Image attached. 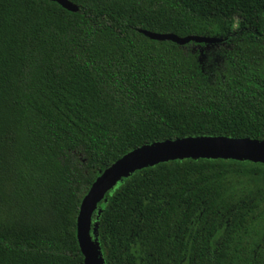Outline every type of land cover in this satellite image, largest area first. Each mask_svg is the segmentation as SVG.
Returning <instances> with one entry per match:
<instances>
[{"label":"trees","instance_id":"obj_1","mask_svg":"<svg viewBox=\"0 0 264 264\" xmlns=\"http://www.w3.org/2000/svg\"><path fill=\"white\" fill-rule=\"evenodd\" d=\"M69 1L78 12L0 0V161L11 134L17 208L58 228L0 231V264H84L82 201L130 152L186 138L264 142V0ZM142 30L228 43L224 74L207 82L192 43ZM90 236L101 264H264V164L138 169L97 204Z\"/></svg>","mask_w":264,"mask_h":264},{"label":"water","instance_id":"obj_2","mask_svg":"<svg viewBox=\"0 0 264 264\" xmlns=\"http://www.w3.org/2000/svg\"><path fill=\"white\" fill-rule=\"evenodd\" d=\"M69 12L79 8L69 0H48ZM154 41H170L179 46L190 43L217 44L221 40L198 36L180 38L174 34H156L140 31ZM184 159H232L264 164V142L228 138H186L171 140L128 153L109 167L92 185L84 197L78 219L77 240L84 256V264H101L98 250L90 236V224L97 204L117 182L133 173L157 163Z\"/></svg>","mask_w":264,"mask_h":264},{"label":"rangeland","instance_id":"obj_3","mask_svg":"<svg viewBox=\"0 0 264 264\" xmlns=\"http://www.w3.org/2000/svg\"><path fill=\"white\" fill-rule=\"evenodd\" d=\"M191 51L199 60L200 68L207 82L212 83L217 75H223L227 67V56L232 47L226 42L217 44L192 43ZM264 69V60L261 64ZM3 162L0 161L2 173L0 176V231L1 232H44L55 229L53 222L48 217L41 220L30 218L17 208L12 195L13 178L12 172L16 161L15 137L8 134L5 137ZM77 161V159H75ZM6 167H4L5 165Z\"/></svg>","mask_w":264,"mask_h":264}]
</instances>
